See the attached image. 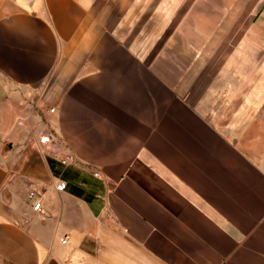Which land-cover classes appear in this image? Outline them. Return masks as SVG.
Instances as JSON below:
<instances>
[{"label":"crops","instance_id":"0c3cea01","mask_svg":"<svg viewBox=\"0 0 264 264\" xmlns=\"http://www.w3.org/2000/svg\"><path fill=\"white\" fill-rule=\"evenodd\" d=\"M152 7L0 0V264H264V0Z\"/></svg>","mask_w":264,"mask_h":264},{"label":"rangeland","instance_id":"374dc122","mask_svg":"<svg viewBox=\"0 0 264 264\" xmlns=\"http://www.w3.org/2000/svg\"><path fill=\"white\" fill-rule=\"evenodd\" d=\"M109 5H111V9L114 15H120L122 12L132 11V17L130 19L133 20V17L139 16L141 22L138 26L139 29L129 30L127 31L128 37L130 39L135 38L141 49L142 47H148L149 45H156V49H163V17L160 15L150 14V20H148V13L150 10L152 11V5L154 4L155 0H108ZM158 2V1H157ZM133 3V4H132ZM138 3V4H137ZM121 12L118 14L117 11ZM113 15V16H114ZM130 18V17H129ZM150 21V22H149ZM161 33V36L158 35ZM157 37V38H156ZM151 43V44H150ZM45 134V133H44ZM49 160V159H48ZM49 162V161H48ZM50 165V164H49Z\"/></svg>","mask_w":264,"mask_h":264},{"label":"built area","instance_id":"2783aa9c","mask_svg":"<svg viewBox=\"0 0 264 264\" xmlns=\"http://www.w3.org/2000/svg\"><path fill=\"white\" fill-rule=\"evenodd\" d=\"M50 113H53L54 112V109L51 108L49 110ZM38 143L40 145H43V146H46V145H49V144H52V139L50 138V136L46 133V134H42L39 138H38ZM66 161L67 160H61V164L65 165L66 164ZM94 176H97V174H93ZM67 189V184L65 181H62V180H59L56 185H55V190L57 192H63ZM40 207V204H36L33 206V209L34 210H38V208Z\"/></svg>","mask_w":264,"mask_h":264},{"label":"trees","instance_id":"16d2710c","mask_svg":"<svg viewBox=\"0 0 264 264\" xmlns=\"http://www.w3.org/2000/svg\"><path fill=\"white\" fill-rule=\"evenodd\" d=\"M48 161H49V164H50L51 168L54 169V161L52 159H49Z\"/></svg>","mask_w":264,"mask_h":264}]
</instances>
